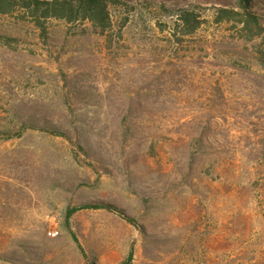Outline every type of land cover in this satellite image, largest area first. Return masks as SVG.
Masks as SVG:
<instances>
[{"label": "rangeland", "instance_id": "obj_1", "mask_svg": "<svg viewBox=\"0 0 264 264\" xmlns=\"http://www.w3.org/2000/svg\"><path fill=\"white\" fill-rule=\"evenodd\" d=\"M118 1L111 44L0 13V264H264V34Z\"/></svg>", "mask_w": 264, "mask_h": 264}, {"label": "trees", "instance_id": "obj_2", "mask_svg": "<svg viewBox=\"0 0 264 264\" xmlns=\"http://www.w3.org/2000/svg\"><path fill=\"white\" fill-rule=\"evenodd\" d=\"M254 1L235 0V9L217 8L215 12L216 22L243 25L242 29L252 32L254 37L262 36L264 34L263 23L261 22L263 18L254 12ZM120 7L126 8L118 0H0V13H10L21 9L43 30L46 28V22L52 19L62 20L68 24L89 22L97 33L107 39L109 44L113 41L112 33L116 29L113 11ZM128 23L129 21L126 19L120 29ZM203 24L204 20L199 12L188 11L179 17L173 28L163 26V30L171 29L174 37L183 39L195 34ZM90 207L116 212L125 217L130 223H135L132 217L114 205L106 203ZM76 211V208H69L66 212L67 220ZM129 259H133V254Z\"/></svg>", "mask_w": 264, "mask_h": 264}, {"label": "built area", "instance_id": "obj_3", "mask_svg": "<svg viewBox=\"0 0 264 264\" xmlns=\"http://www.w3.org/2000/svg\"><path fill=\"white\" fill-rule=\"evenodd\" d=\"M58 234V233H57ZM55 232H51V236H56L57 235Z\"/></svg>", "mask_w": 264, "mask_h": 264}]
</instances>
